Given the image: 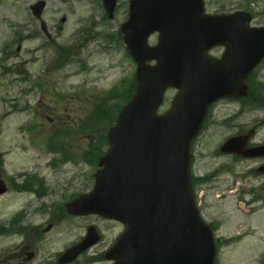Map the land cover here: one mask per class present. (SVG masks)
<instances>
[{
  "label": "rangeland",
  "instance_id": "1",
  "mask_svg": "<svg viewBox=\"0 0 264 264\" xmlns=\"http://www.w3.org/2000/svg\"><path fill=\"white\" fill-rule=\"evenodd\" d=\"M37 1L0 0V167L4 170L3 179L14 183L13 187L8 184V192L0 196V222L8 228L9 219L26 206L30 207L25 215L34 224L63 218L49 236L58 248L76 233L78 224L70 222L67 215L63 217L65 211L59 208L92 190L97 166L86 162L88 154L112 125L104 131L103 122L101 126L93 123L96 138L91 131L80 130V126L113 87L119 86L109 104L114 106L122 101L125 89L121 84L124 79L127 83L132 79L136 65L119 31L128 17L129 0H118L113 19L106 16L101 0H45L46 31L31 10ZM218 8L249 11L253 14V26L264 25V0H207L209 12ZM157 39V34L151 36L150 43ZM56 48L68 51L70 60L62 67L55 63L59 58ZM22 64L29 70L28 77L22 75ZM255 81L263 92L255 93L257 103L249 99L239 119L229 125L222 121L235 113L239 103L223 101L213 108L195 143L194 172L198 176L228 160L212 159V153L228 135L237 133L240 125L247 131L256 126L254 141H264V62L249 80L252 84ZM176 93L175 89L166 91L160 113L170 108ZM65 129L69 135L55 140L63 152H51V137L61 135ZM106 149L105 146L102 154ZM68 153L71 160L65 158ZM50 162L51 168L38 171L47 178V195L37 198L32 192L17 189L16 184L22 181L16 178L19 172H35L37 167ZM251 164L246 162L242 167L222 172L216 190L201 186L202 215L220 226L216 236L222 244L218 245L217 264H264V204H250V189L257 186V181L248 174L245 181L239 180L232 187L234 178L249 173ZM39 206L48 211L37 214ZM111 225L107 236L115 238L123 226L116 222ZM15 232L14 227L11 233L0 235V264L17 262L14 247L19 236ZM225 238L235 240L230 244Z\"/></svg>",
  "mask_w": 264,
  "mask_h": 264
},
{
  "label": "water",
  "instance_id": "2",
  "mask_svg": "<svg viewBox=\"0 0 264 264\" xmlns=\"http://www.w3.org/2000/svg\"><path fill=\"white\" fill-rule=\"evenodd\" d=\"M103 3L113 17L117 0ZM45 5L41 0L32 6L38 18ZM250 21L245 13L206 15L204 0H130L121 31L138 64L137 90L108 134L93 191L68 204L71 213L102 214L125 224L114 246L115 264H214L213 231L192 192L190 144L215 100L247 93L244 80L264 55V27L251 28ZM157 31L159 41L150 46ZM219 43L227 53L215 61L207 51ZM168 87L179 92L159 115ZM248 139L232 138L224 147L245 156L264 154V145L245 148ZM6 191L0 180V194Z\"/></svg>",
  "mask_w": 264,
  "mask_h": 264
},
{
  "label": "flooded vegetation",
  "instance_id": "3",
  "mask_svg": "<svg viewBox=\"0 0 264 264\" xmlns=\"http://www.w3.org/2000/svg\"><path fill=\"white\" fill-rule=\"evenodd\" d=\"M225 48L223 46H218L213 48L210 53L220 58L224 53ZM223 101H232L239 103L240 106L232 115L231 118H225L223 121L224 124L229 125L232 121H235L240 118L241 114L244 113L245 100L236 101V100H221L214 104V107ZM243 115V114H242ZM244 126H239V131L235 135L243 134ZM226 157L228 160H225L226 163L215 164L210 173L207 174V182L211 190H216L220 187V174L226 171H232L234 166H239L243 162L248 161L247 159L231 155V154H222L220 149H215L212 153V159ZM256 161L254 166L256 168L251 169L250 174L257 181V186L250 189L254 194V197L251 199L250 204L254 205L255 203L264 204V157H259L253 159ZM52 162L44 166H39L36 168V171L32 175H36L37 178H31L27 173H20L18 176L19 179H22L23 183H30L31 179L35 183L34 189L39 190L34 191L37 198L47 195L49 192V184L46 182V177H43L39 174V170L51 168ZM242 172V171H240ZM38 173V174H37ZM4 170L0 167V178L4 177ZM247 173L243 176H237L238 180L247 179ZM24 180V181H23ZM7 182V181H6ZM10 186L13 187L14 183L11 179L7 182ZM20 192H23L21 190ZM52 208V206H50ZM67 206H62L59 210L65 211L63 217L66 215L69 218L70 222H78L76 225V233L65 239L61 242V245L56 248L54 242L50 240V233L54 231V227L58 222H61L63 218H50L46 220L45 223L34 224L31 223L30 219H27L25 215L29 207L20 210L19 214L15 218V233L19 236L18 241L15 246V260L16 264H114V255H111V249L114 247V235L107 236L106 231L108 226L114 224V220L102 218L98 215H88V216H78L70 214L67 209ZM45 206H39L36 209L37 214H45L48 209ZM35 211V210H34ZM35 213V214H36ZM51 215V213H50ZM26 216V218L24 217ZM89 218V219H87ZM102 222L107 224L102 225ZM112 226V225H111ZM90 227H96L99 237L96 241L86 246L81 253L76 257H71L70 259L66 258L65 253L75 245L79 244L84 237L87 235Z\"/></svg>",
  "mask_w": 264,
  "mask_h": 264
},
{
  "label": "trees",
  "instance_id": "4",
  "mask_svg": "<svg viewBox=\"0 0 264 264\" xmlns=\"http://www.w3.org/2000/svg\"><path fill=\"white\" fill-rule=\"evenodd\" d=\"M136 87V81L134 80V83L129 85L128 87L125 88L123 92V99L120 103L111 105L109 104L110 100L113 99L115 95H117L115 92H117L118 88H114V93L110 92L109 96L104 97L102 101L97 105V108L95 112H91L89 116H87L84 124H83V129L84 130H89L91 131L95 138L97 136V130L94 128V124H97L98 126L102 125L103 122V128L104 131L107 130V127L112 125L117 117V114L119 110L121 109L122 105L126 103L128 100H130L134 89ZM60 136H54V138H58ZM63 138V137H61ZM97 141V140H96ZM102 142V143H100ZM107 144V134L105 133L99 143L97 141V145L91 150L90 154H88V161L91 163L96 164L97 157L103 152V149L105 148ZM57 148V147H55ZM91 155V156H90Z\"/></svg>",
  "mask_w": 264,
  "mask_h": 264
}]
</instances>
